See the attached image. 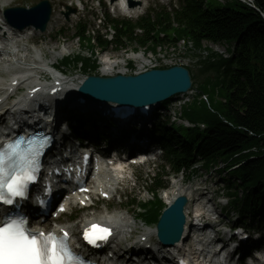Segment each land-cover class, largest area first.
Returning a JSON list of instances; mask_svg holds the SVG:
<instances>
[{
	"label": "trees",
	"instance_id": "obj_1",
	"mask_svg": "<svg viewBox=\"0 0 264 264\" xmlns=\"http://www.w3.org/2000/svg\"><path fill=\"white\" fill-rule=\"evenodd\" d=\"M208 6L203 0H184L173 12L160 9L154 16L148 14L135 22L109 18L114 43L127 46L138 42L156 50L173 33L174 40L186 37L197 47L204 40L235 44V55L210 64L216 70L214 79L199 85L197 95L183 108L186 117L205 122L206 129H192L197 135L185 141L163 127L165 159L175 171L196 162L205 168L225 164L229 174L226 193L233 208L241 218L259 216L264 220V0H253L252 5L238 0L225 5L210 2ZM136 29L143 30V34L138 35ZM74 37L90 50L96 44L105 49L111 43L88 33L82 23L77 25ZM62 66L90 73L97 70L98 63L97 59L79 54L65 58ZM160 180L153 188L155 199L142 203L143 211L138 213L147 223L157 222L164 207L158 193Z\"/></svg>",
	"mask_w": 264,
	"mask_h": 264
},
{
	"label": "rangeland",
	"instance_id": "obj_2",
	"mask_svg": "<svg viewBox=\"0 0 264 264\" xmlns=\"http://www.w3.org/2000/svg\"><path fill=\"white\" fill-rule=\"evenodd\" d=\"M3 2L5 0H2ZM16 1V2H15ZM40 0H14L12 1L11 5H33L36 4ZM54 5L56 6V17H53L52 23L55 24L52 28V25L50 26L48 33L50 34H44V35H39V34H32L28 38H25L26 36L23 35L25 33H18L20 35L19 42L17 43L18 46V56L25 58L27 61H32L34 60L35 52L36 50H41L42 51V59L49 62L51 61V54L50 50L56 49V50H61L62 46H67L68 50L64 52L70 53V55H73L79 51H81L84 54H89V48L88 47H83L79 43L78 39L74 37L75 33V26L79 20H84L88 22V26L90 30H95L96 34L100 32V35H105L108 34L110 29L107 24L101 25L99 20H96L97 15L99 18H103L105 16V10L100 9L99 3L97 0L91 1V0H85L88 4L86 6V11L84 13H80L79 15V20L73 21L72 18L70 21H73V23H69V20H66L62 14V9L64 8L65 4H70V0H52ZM177 1V0H174ZM212 4L214 5H223V3L227 0H209ZM14 2V3H13ZM65 2L64 5H62ZM13 3V4H12ZM8 4V5H9ZM151 6H157V5H167L168 2L166 0H151L149 3ZM96 6V7H95ZM153 7V8H154ZM2 9V8H1ZM61 20H60V17ZM60 22V24H59ZM59 24V25H58ZM51 30V31H50ZM62 31V33H61ZM25 38V39H23ZM205 45L208 47V49H212L213 46L212 43H205ZM220 50L226 49L227 45L226 44H219L217 45ZM130 48V45H127L123 48ZM118 48V49H116ZM123 48H119L115 44H111L107 48V53H111V56H118L121 52L123 54ZM122 50V51H121ZM104 51L101 50V47L96 45V48L94 50V57H97L98 59H101L103 56L106 54H102ZM65 53V54H66ZM121 56V55H119ZM57 59V58H56ZM54 61V65L58 67V61H61V57H58L57 60ZM106 60H109L106 58ZM100 63V62H99ZM101 67V65H100ZM99 69L96 71V73H99ZM62 69L61 67H59ZM20 68L15 67L13 68L12 72H19ZM73 69V68H72ZM63 70V69H62ZM64 71V70H63ZM74 72L72 74H78L80 70L73 69ZM11 72H4L0 70L1 77L7 78L9 77ZM39 73V74H37ZM39 76H44L45 71H36L34 73ZM70 74V73H68ZM195 77H196V83L199 84L203 82L206 78H210L214 76L215 71L213 69H209L205 72H201L200 70L194 71ZM44 78V77H43ZM194 93H188L184 96H180V101L178 102V108H176V111L180 113L181 111V105L184 104L185 101H190L192 100ZM173 112V111H172ZM179 131L185 136H196L197 134L188 131V128H178ZM165 162L163 160V157L158 158V160L155 163H151L149 165L145 166H140L135 168L134 174H135V180L131 181L130 184L128 185L127 189L125 188V191L123 189V192H120L115 199L111 201H96V206L92 209H73L72 214H66L61 217V222L62 223H74L77 226V223H80V221L85 217L89 216L92 214H101V213H119L122 214L124 217L130 219L131 222V229L130 231H135V230H140L144 227V223L141 221V219L138 218L137 213L134 211L135 207H128L127 202L128 200L138 197L141 200H149L152 198L151 194L148 192L146 185L144 184V180L146 178H149V176H154L156 173L161 170L162 165H164ZM168 172L171 171V169L168 167L166 169ZM229 177V174L227 172H219L214 170H206L203 167H199L198 173L191 179L187 180L185 179L184 181V176L178 175L177 180L180 182L179 184L182 185L185 188L190 187L195 192V197L197 199L200 197V201L203 202L204 204L208 205V209L210 208L211 210L214 211L215 214L220 215L221 219L225 221L226 223L233 224L234 221L236 220L235 217L234 219H230L226 215L221 212V207H225V209L229 212L233 211L232 207L227 204V201L224 199L225 198V185H226V178ZM182 183V184H181ZM169 192V191H168ZM161 196L163 197V192L161 193ZM199 196V197H198ZM192 197V198H195ZM166 201V199H165ZM193 204V203H192ZM193 208V205H192ZM71 212V211H70ZM76 216V218L74 217ZM232 216V215H231ZM75 227V228H76ZM264 234V228L261 231ZM127 237V236H126ZM126 237L122 239V241H125Z\"/></svg>",
	"mask_w": 264,
	"mask_h": 264
},
{
	"label": "water",
	"instance_id": "obj_3",
	"mask_svg": "<svg viewBox=\"0 0 264 264\" xmlns=\"http://www.w3.org/2000/svg\"><path fill=\"white\" fill-rule=\"evenodd\" d=\"M51 15L52 5L48 0H42L31 8L12 7L5 11L11 25L19 29L34 25L42 32L46 31ZM191 86L189 70L183 66H173L148 70L138 75H83L79 93L95 102L111 101L142 106L187 92ZM186 203L185 196L177 198L159 221V236L167 245H173L182 236Z\"/></svg>",
	"mask_w": 264,
	"mask_h": 264
},
{
	"label": "snow or ice",
	"instance_id": "obj_4",
	"mask_svg": "<svg viewBox=\"0 0 264 264\" xmlns=\"http://www.w3.org/2000/svg\"><path fill=\"white\" fill-rule=\"evenodd\" d=\"M16 140L0 146V202L14 203L25 196L27 184L34 178L32 150L21 148ZM109 230L91 225L85 239L95 243L105 239ZM67 232L62 237L55 233L32 232L23 218L8 216L0 219V264H78L79 257L67 243Z\"/></svg>",
	"mask_w": 264,
	"mask_h": 264
},
{
	"label": "bare ground",
	"instance_id": "obj_5",
	"mask_svg": "<svg viewBox=\"0 0 264 264\" xmlns=\"http://www.w3.org/2000/svg\"><path fill=\"white\" fill-rule=\"evenodd\" d=\"M14 0H5L4 2H2L0 4V20H3L2 22H0V69L1 70H11L13 66H18V65H24L25 64V69H26V75L25 78L26 79H30L31 80H35L37 75H35L34 73L36 71H46V72H50L53 73L55 76H59L57 73H55L53 71V60H55L56 58H58L61 55H65L66 52L68 50L67 46H62L61 50H56V49H52L50 50V54H51V61L47 62L45 60H43L42 58V51L36 50L35 52V58L33 61L26 63L23 61V58H21L20 56H18V49H17V43L19 42V38L20 35L18 33H25L27 36V38L34 34L32 33L31 29H28L29 31L25 30V31H18V30H14L12 27H10L7 23L4 22L3 19V12L2 9L3 7L7 6L9 3H11ZM145 6L142 2H140L139 5L135 6L134 8H132L131 10H129V12H127L130 16H139L140 14H142L144 12ZM4 22V23H3ZM31 30V31H30ZM123 54L126 52L125 50H123ZM122 53V52H121ZM119 54V55H123V54ZM67 54V53H66ZM110 55V54H109ZM109 55H107L105 57V61L106 63L104 64L105 67H103V70H106L108 68H110L112 65L110 63V58ZM5 56H11L12 59H10V62H6L3 61L1 59H3V57ZM111 56V55H110ZM106 58H108L109 60H106ZM14 61V62H13ZM27 61V60H25ZM13 62V63H11ZM15 69V68H14ZM13 71V70H12ZM13 73V72H12ZM39 74V73H37ZM66 80L71 84V88H75L77 84L76 80L78 81V83L80 81L83 80V76H79L78 79L75 78H66ZM27 81V80H24ZM3 79L0 78V85H3ZM182 97V96H181ZM113 187V185H112ZM176 194H186L189 199L191 201L193 200H198L197 197H195V192L190 189V187L185 188L180 184H177L175 186H173L169 192H167V198L168 200H170L171 196H174ZM195 197V198H192ZM200 206H202L199 202L196 201V203L194 204L193 207V218L197 216V214L199 212H201L204 208H200ZM190 218H192V216L189 214V218H188V225L185 229L184 232V236L185 234H187L188 229L190 228ZM94 220H101L104 223H109L111 225H114L116 227V229L118 230L119 233V237L117 238L118 240L120 238H122L123 236L127 235V234H131V222L130 219L124 217L122 214L119 213H101V214H92L89 216H85L81 221V225L82 227L87 226L90 222L94 221ZM64 226H66L67 228H69L73 234H75V230H74V223H64ZM148 236L152 235V231L147 232Z\"/></svg>",
	"mask_w": 264,
	"mask_h": 264
}]
</instances>
